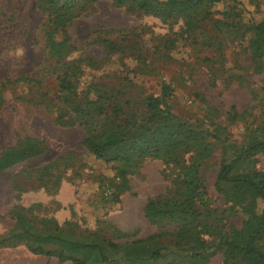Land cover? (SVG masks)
<instances>
[{"label": "rangeland", "instance_id": "rangeland-1", "mask_svg": "<svg viewBox=\"0 0 264 264\" xmlns=\"http://www.w3.org/2000/svg\"><path fill=\"white\" fill-rule=\"evenodd\" d=\"M256 2L259 21L264 0ZM213 10L219 14L195 32L192 43L183 19L165 21L117 7L112 0L98 1L54 34L57 43L72 47L62 49L70 50L71 61L95 60L72 71L76 84L65 93L57 79L65 68L48 58L47 16L38 0H0V264H74L72 259L104 264L106 252L118 261L141 260L138 264H197L187 250L199 248L198 239L216 247L221 237L243 230L246 220L263 210L258 199L255 210L248 211L255 199L218 183V177L234 155L233 146L264 139V57L254 61L252 33L227 32L242 29L230 27L231 14L247 22L240 4L225 0ZM224 13L231 18L223 21ZM153 35L176 39L172 61L159 58V51L149 54L146 47L155 51ZM110 41L124 51L109 53ZM218 46L224 60L215 54ZM205 57L219 62L204 64ZM164 85L170 87L168 110L207 131L214 145L212 156L199 163L196 182L205 195L186 225L146 216L151 199H185L183 163L150 157L124 166L97 159L85 142L89 130L104 132L105 114H80L100 97L107 109L118 103L126 111L137 108L148 97H161ZM262 169L264 154H258L235 172L264 175ZM184 232L188 236L180 237ZM109 243L118 246L116 251L108 250ZM36 248L52 255L33 252ZM156 252L160 259L148 262ZM224 254L217 251L200 264H226Z\"/></svg>", "mask_w": 264, "mask_h": 264}, {"label": "trees", "instance_id": "trees-1", "mask_svg": "<svg viewBox=\"0 0 264 264\" xmlns=\"http://www.w3.org/2000/svg\"><path fill=\"white\" fill-rule=\"evenodd\" d=\"M100 0H38V4L43 13L47 16L46 33L48 36V58L53 59L56 66H62L65 71L60 74L57 79L60 83L61 91L67 93L75 86L72 77L75 76L72 71L79 68L81 63L90 65L95 63L92 58H79L71 61L69 59V51H62L63 47L71 49L65 43H57L54 40V34L60 28L65 29L71 21L89 13L90 7ZM225 0H112L117 7H126L130 11H137L159 17L165 21H177L183 19L186 21L185 34L189 36L192 43L196 42L193 37L195 32L203 30L204 23L211 20L213 16L219 12L213 9ZM236 4H240L245 9L244 16L247 17L245 23L240 15L235 16V20L230 27L235 30L239 25L242 29L238 32L228 30V33H241V36L251 35L249 41L250 51L254 61H259L264 57V18L257 20L255 15L260 14V6L256 0H229ZM253 9V10H252ZM253 14V16H251ZM225 17L231 18L228 13L223 14ZM241 18V19H240ZM239 20V21H238ZM227 26V23L224 22ZM130 31H123L121 34L128 35ZM153 34V33H152ZM137 40H141L139 34L135 36ZM152 42L155 51L151 47H146L150 55L156 56L159 51L163 61L170 60L171 51L175 45L173 38L164 37L156 38L153 35ZM139 43V42H136ZM118 46H117V45ZM140 44H133V47H139ZM122 46L117 42H108L106 49L109 53H116ZM125 48V47H124ZM136 49V48H135ZM216 56L223 58V48L218 46ZM220 53V54H217ZM48 59V60H49ZM214 58L205 57L204 64L214 67ZM160 60V59H159ZM146 62V61H145ZM73 63V64H72ZM72 64V65H71ZM75 65L76 67H73ZM82 67V66H81ZM2 86H6L3 84ZM168 85L163 86L161 97H148L143 104L137 108H130L128 111L123 107V103L109 106L107 109L106 102L100 97V100L87 102L84 112L81 116L89 115L90 111H101L105 114L104 132L97 134L94 130H89V137L85 144L90 153L97 159L114 161L122 163L124 166L138 163L147 158H162L167 162H174L176 165L183 163L186 169L184 184L186 189L183 192L184 200H168L164 196L149 200L146 206V216L152 222H158L161 219L169 218L173 222L180 220L184 222L192 213L197 210V199L205 195L204 188L198 187L196 179L198 176L199 163L209 159L214 152V145L209 142V133L200 126H193L184 122L181 118L174 115L168 110L166 100L169 97ZM140 110V111H138ZM107 127V125H109ZM219 138V135H214ZM234 155L231 161L224 162L218 177V183H226L234 185L235 188L243 190L246 194L251 195L255 199V204L250 205L247 210L254 211L257 206V200L261 199L264 204V175L260 172L251 171L249 173H236L239 167L250 158L258 154H264V139H250L243 147L233 146ZM11 153L6 156V161L11 157ZM189 155L188 158H184ZM17 158V157H16ZM15 158V159H16ZM12 160V159H10ZM125 173V172H123ZM117 197V196H116ZM170 206V207H169ZM257 213V214H256ZM250 219L246 220L243 230L234 231L235 233L227 234L221 237L216 247H210L204 243H200L198 247H192L189 250V256L200 264L208 257L213 256L217 251H224L226 264H264V206L262 211H256ZM180 237H187L188 233H180ZM101 249L104 246H99ZM118 246L109 243L107 246L109 251H116ZM201 248V249H200ZM214 250V251H213ZM33 252L40 254L52 255L45 252L41 248L33 249ZM116 256V255H114ZM110 257L109 253L102 254V262L104 264H138V259H123L120 257ZM161 253L156 252L148 257L149 261H157L160 259ZM74 264H87L85 260L72 259Z\"/></svg>", "mask_w": 264, "mask_h": 264}, {"label": "built area", "instance_id": "built-area-1", "mask_svg": "<svg viewBox=\"0 0 264 264\" xmlns=\"http://www.w3.org/2000/svg\"><path fill=\"white\" fill-rule=\"evenodd\" d=\"M262 172L264 173V169H262ZM112 194V189L108 188L106 191V195H111Z\"/></svg>", "mask_w": 264, "mask_h": 264}]
</instances>
